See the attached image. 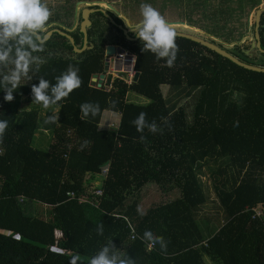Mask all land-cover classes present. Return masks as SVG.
I'll list each match as a JSON object with an SVG mask.
<instances>
[{
  "label": "trees",
  "instance_id": "16d2710c",
  "mask_svg": "<svg viewBox=\"0 0 264 264\" xmlns=\"http://www.w3.org/2000/svg\"><path fill=\"white\" fill-rule=\"evenodd\" d=\"M121 1L135 9L153 0H107L112 5ZM190 2L163 0V5H179L182 16L187 5L191 30L200 28L221 42L195 35L264 67V53L253 45L254 17L253 38L237 42L248 35V29H237L245 23L247 8L264 5V0ZM190 14L200 16L202 23ZM93 15L84 53L76 55L68 39L56 32L45 52L38 53L46 58L39 74L13 93L14 100L4 101L0 89V120L9 122L0 143V230L8 232L0 231V264H70L77 253L93 256L109 240L135 264H264V72L236 65L182 36H176L174 66L166 67L164 59L141 50L138 38L127 40L114 26L120 32L116 37L135 58L137 75L130 83L115 77L106 89L107 83L97 86L90 78L103 70L104 45L115 38L99 22L103 18L112 26L108 18L100 11ZM58 17L53 11L49 23ZM258 32L264 47V11ZM74 35L81 43L78 28ZM64 51L76 57L57 54ZM70 64L79 68L82 84L58 102V121L45 124L47 116L32 102L30 86L39 76L55 84ZM128 92L147 100H129ZM184 96L188 97L182 102ZM85 102L99 104L96 116L81 118L80 105ZM105 108L120 112L118 130L99 126ZM141 112L160 131L137 132L132 121ZM37 130L54 139L35 147ZM209 162L214 167L207 174V188L200 175ZM105 165L101 193L87 191L85 176L101 173ZM148 183L177 193L141 216L135 197ZM209 188L214 196L211 211L203 207ZM39 205L48 211L39 213ZM256 207L262 215L254 214ZM203 208L208 210L202 213ZM101 224L102 235L97 233ZM145 230L162 236L166 251L159 244L149 251V242L141 239Z\"/></svg>",
  "mask_w": 264,
  "mask_h": 264
},
{
  "label": "clouds",
  "instance_id": "9594fccd",
  "mask_svg": "<svg viewBox=\"0 0 264 264\" xmlns=\"http://www.w3.org/2000/svg\"><path fill=\"white\" fill-rule=\"evenodd\" d=\"M140 14L142 19L125 24L143 42L141 50L155 54L157 60L164 59L166 67H173L179 51L174 25L167 22L156 8L147 3L140 5ZM52 15L53 11L49 7V0H0V89L4 91V101L12 102L14 100L13 93L21 85L31 81L34 73L39 74L41 65L46 62V58L38 53L46 50L49 38V21ZM113 56L110 55L108 58L111 59ZM108 69H110L109 63ZM107 70L100 71L104 72L101 82L106 79L105 72ZM78 72L79 68L70 64L66 71L55 78V84H51L43 76H39L37 84H31L32 102L42 105L44 109L52 110L53 114L45 118V124L58 121L59 108L53 106L81 86L82 80ZM92 81L93 83L96 81L97 84V79ZM115 104L116 101H112L113 107ZM80 111L83 114L82 119L88 117L89 114L94 117L100 111L99 104L82 103ZM132 124L140 133H143L145 128L152 133L160 131L154 121L147 122L144 112H141L132 121ZM8 127L9 122L6 119L0 120V143H2ZM113 128L118 130V127ZM140 140L143 142L145 137L141 135ZM137 211L141 216L146 214L139 206ZM97 233L103 234L102 224L97 227ZM141 239L149 242V251L153 250L156 244L160 245L161 250L166 251L167 249L165 239L162 236L154 235L151 230H145ZM77 261L80 264H135L132 257L122 256L116 251L112 240H109L93 256L83 257L77 253L70 260V264H76Z\"/></svg>",
  "mask_w": 264,
  "mask_h": 264
},
{
  "label": "rangeland",
  "instance_id": "374dc122",
  "mask_svg": "<svg viewBox=\"0 0 264 264\" xmlns=\"http://www.w3.org/2000/svg\"><path fill=\"white\" fill-rule=\"evenodd\" d=\"M78 1H81L80 3H78ZM85 1V2H84ZM103 2H107V0H101ZM111 1H115V0H111ZM212 2V1H211ZM49 3L52 4L50 6H52L54 8V12H58V21H59V25L61 27H64L63 25L64 24H72L73 23V10L75 8H78V9H81L82 7L84 6H89L90 4H92L91 0H49ZM98 5L96 6H102L104 8V4L103 3H97ZM150 5H152L154 8H156L161 14L162 12H164V18L166 20H182V21H187V24H178V26H184L186 28H189L191 29L190 27V24L188 22V20L186 19V11L189 10V7H187V5H185V9H184V14L182 16L181 12H177L175 10H172V9H169V3L166 4V7L163 5V0H162V3L160 4V0H153L151 3H149ZM262 2L258 5H255L256 7L261 5ZM116 8H118V10H120L122 13L123 11L126 12L125 15H128L127 19H129L130 21L133 20L134 18H137V17H140V5L138 6V8H135V9H132V8H129L130 7V2L128 1H121L120 3H117L116 4ZM95 6V7H96ZM191 6V5H189ZM164 8V11H161V9ZM255 10L256 8L255 7H252L249 9L247 8L246 12L244 13L243 15V20L244 22L246 23L247 22V27L248 28H244L245 27V23L242 25V28H237V29H240V30H247L248 29V35L243 37L242 40L240 41H237V42H242L243 40L245 39H252L253 38V31H252V24H253V15L255 13ZM197 11V14L199 12V8L197 7L196 9ZM190 16H193L195 18H198V24L202 23L201 18L200 16H197V15H194V14H190ZM76 20H75V23L72 25V28L75 27L77 24H79V15L76 16ZM122 19V18H121ZM101 21V25L102 26H106V29L107 31H109V33L112 35L114 34V30L113 28L103 19L100 20ZM111 21V20H110ZM124 22H122L125 26V20H123ZM134 22V21H133ZM111 23H113L111 21ZM177 23V22H176ZM58 24V23H57ZM173 24V23H171ZM192 24V23H191ZM236 26H237V23H235ZM193 26L199 28L197 25H194L192 24ZM53 27H58V28H61L59 26H56V22H53V23H49V28H53ZM196 29V28H195ZM193 28L194 31H198V33H200L201 35L207 37V38H212L214 40H217L218 42H221V40L217 37H214L213 35L211 34H208L206 33L205 31L200 30L199 29H196L195 30ZM233 43L232 42H229V43H225L224 44H227V45H231ZM117 55H114L113 57H116ZM108 58V57H107ZM127 58V57H126ZM110 59V58H109ZM127 67L128 63L125 61L124 62ZM119 65V61H116L114 62V65L112 64L111 65V68L107 70V72H105V76H106V79L103 81V83H107L105 86L106 87H110V81L113 80V78L115 77V74L117 73L116 70L113 68V67H116ZM167 86L164 88V92L167 93ZM170 95V94H168ZM188 96H184L183 99H182V102H184L186 99H187ZM127 98L129 100H133V101H146L147 99L146 98H143L139 95H136L132 92H128L127 93ZM53 107H58V105H55ZM38 109H39V112L41 114H45L46 116L48 115H52L53 113H46L48 109H44L42 107V105H39L38 106ZM50 112H52L51 109H49ZM118 112V111H117ZM116 112V113H117ZM103 115V112L101 113ZM101 115V116H102ZM117 115V118L114 119H111L110 123H111V127H117V123H118V113L116 114ZM101 118V117H100ZM100 121V120H99ZM100 123V122H99ZM100 125V124H99ZM36 133L34 134V140H33V145L35 147H39V144H44V145H47L48 141L49 140H52L54 139V136L52 134H48V132H42L40 130H37L35 131ZM39 136V137H38ZM50 136V138H49ZM214 166L212 163H208V164H205V165H202V174L200 175V180L203 181L204 184L207 185V188H208V178H207V174L209 172L210 169H212ZM101 175V176H100ZM100 175H95V174H91L90 176H85V186H86V190L89 191V192H92L94 193L95 190H97L100 185H101V180L102 178L105 176V173L101 172ZM87 183H89L87 185ZM177 191L175 190H172L170 191L169 193H166L164 192L158 185H156L155 183H148L146 185H143L139 191L137 192L136 194V199H137V207L139 206L140 208H142L143 210H146L147 208H149L150 206L152 205H155V204H159L161 203L162 201L164 200H169L171 199L174 194H176ZM214 199V196L210 190V188L207 190V200L206 202L204 203V206L203 207H209V210L211 211L212 208L210 207L211 206V200ZM36 208L38 209L39 213H43V212H47L48 211V208L45 207V206H42V205H39V206H36ZM208 209L207 208H203L201 211L202 213L204 211H207Z\"/></svg>",
  "mask_w": 264,
  "mask_h": 264
},
{
  "label": "water",
  "instance_id": "95a60500",
  "mask_svg": "<svg viewBox=\"0 0 264 264\" xmlns=\"http://www.w3.org/2000/svg\"><path fill=\"white\" fill-rule=\"evenodd\" d=\"M93 3L97 4V3H103L106 7H109L111 8V5L108 4L107 2H103V1H92ZM80 3V2H78ZM95 11H101L105 14V16H107L109 18V20H111L113 23H115V21L113 20V18L105 11V9L102 8V6L99 8H88V7H84L82 9V18H83V21L81 22V31L83 32L84 34V46L85 47V44H86V29H85V26L86 25H90V20H89V15L90 13H93ZM262 11H264V5L263 3L261 5H259L258 7H256V10H255V13L253 15V17L255 18V29H254V32H255V38H256V41L253 42V45H257L258 46V49L259 51L263 52L264 53V47H261L260 45V35H259V32H258V26H259V20H260V15L262 13ZM166 20V19H165ZM167 22L169 23H176V22H180V20H166ZM119 27L123 30V33L125 35V37L127 39H131L127 34H126V31L125 29L119 25ZM175 29H176V33H177V36H182V37H185V38H188L190 39L191 41H194L202 46H205L207 47V49L209 50H212L213 52L219 54L220 56L222 57H225L227 58L228 60H230L231 62L235 63L236 65H240L244 68H248V69H251V70H255V71H260V72H264V67L262 66H257V65H254V64H251V63H248V62H245V61H242L238 58H236L235 56H233L232 54H230L229 52H227L223 46H220L218 44H215L203 37H200V36H197L195 35L196 31H193L189 28H186L184 26H178V25H174ZM53 32H58L59 34L67 37L72 43H73V39L70 35H68L67 33L57 29V30H49L48 32V37L50 36V34H52ZM192 32V33H190ZM137 36L135 35L134 38H136ZM227 45V44H225ZM73 49L75 51H79L77 49V47H73ZM120 53L121 51L119 49H115L114 46H108L107 47V51L106 53L108 54V56L114 54V53ZM108 68V60H105V63H104V71L107 70ZM137 75V72H135L134 74V78L136 77ZM104 76V72H100L99 74L97 72H93L92 75H91V80H95L97 79V85L100 86L101 85V81H102V78Z\"/></svg>",
  "mask_w": 264,
  "mask_h": 264
},
{
  "label": "flooded vegetation",
  "instance_id": "af4514ba",
  "mask_svg": "<svg viewBox=\"0 0 264 264\" xmlns=\"http://www.w3.org/2000/svg\"><path fill=\"white\" fill-rule=\"evenodd\" d=\"M92 1H100V0H91V2ZM78 2H81V1H78ZM85 2V1H84ZM108 3V2H107ZM120 3V2H119ZM81 4V3H80ZM108 4H110V3H108ZM96 5H98V4H95V3H93L92 2V4H90L89 6H84V7H88V8H98L99 6H96ZM111 5V8H109V7H106V6H104V8L103 9H105V11L113 18V20L115 21V23H111V21L109 20V18L107 17V16H105V14L103 13V12H101L106 18H108V20L110 21V23L112 24V28H113V30L115 31L114 32V34H112V36L115 38L114 39V41H109L108 43H106L105 45H104V57H103V69H104V63H105V60H108V63H109V58H107L108 57V54L106 53V51H107V47L108 46H114L115 47V49H119L121 52L120 53H124V54H126V57H129V56H133L132 54H130V53H128V51L126 50V47L124 46V44L122 43V42H120L119 40H118V38L116 37V36H120V32L119 31H117L115 28H114V26H116L117 28H119V29H121L120 27H119V25H121L124 29H125V31H126V34L129 36V34L128 33H130L131 31L128 29V27H127V25L125 24V26H124V24L122 23V22H124L123 20H125V22H136V21H138V20H140V19H142V16H140V17H137V18H134L133 20H129V19H127V17H128V15H125L126 14V12L125 11H123V13L120 11V10H118V8H116V4H114V5H112V4H110ZM96 6V7H95ZM84 7H82L81 9H78V8H75L73 11V17H74V19H73V23L72 24H64L63 26L64 27H61L60 25H59V21H56V26H59V27H61V28H58V27H53V28H49V30H57V29H59V30H61V31H63V32H65V33H67L68 35H70L71 37H72V39H73V43L67 38V37H65V38H67L68 39V41H69V43L72 45V49H73V47H77V49L78 50H80V52L79 51H75L74 49H73V51L76 53V55L77 54H81V53H84V51H86L87 50V47H88V42H89V35H88V28H89V26L91 25V23H92V21H94L95 20V16L93 15V16H91L92 14H94L95 12H98V11H95V12H93V13H90V15H89V20H90V25H86L85 26V29H86V44H85V47H83L84 46V34H83V32L81 31V22L83 21V18H82V14H81V12H82V9L84 8ZM101 7V6H100ZM99 7V8H100ZM77 15H79V24H77L75 27H73L72 28V25L75 23V20L77 19L76 18V16ZM122 18V19H121ZM101 19H103V18H100V20ZM104 20V19H103ZM100 22V24H101V21H99ZM133 22V23H134ZM58 23V24H57ZM79 29V31L82 33V42L81 43H79L80 44V46H79V44H77L76 43V38H75V35H74V33H75V30L76 29ZM121 33L124 35V33H123V30L121 29ZM56 32H53L52 34H50V36H49V38L50 37H52L54 34H55ZM125 36V35H124ZM131 39H127L126 37V39L127 40H133V39H136V38H134L135 37V34H134V36H129ZM48 38V39H49ZM58 55H60L62 58H64V59H67V57L68 56H72L73 54H71L69 51H64L63 53H57ZM76 55H73V57H76ZM112 55H116V52L114 53V54H112ZM117 61V60H116ZM119 65H120V61H119ZM104 71V70H103ZM99 74V73H98ZM92 81V80H91ZM102 83L103 82H101V85H102ZM100 85V86H101Z\"/></svg>",
  "mask_w": 264,
  "mask_h": 264
},
{
  "label": "built area",
  "instance_id": "2783aa9c",
  "mask_svg": "<svg viewBox=\"0 0 264 264\" xmlns=\"http://www.w3.org/2000/svg\"><path fill=\"white\" fill-rule=\"evenodd\" d=\"M123 55H126V54L119 53V54H117L116 57H112L111 59H109L110 60L109 61V68H111L112 64L114 65V62H116V60L120 61V65H118L116 67H113L116 70V72H117L115 74V77H122L123 80L126 83H130V81L132 80V76L135 73V69L133 67L134 57L133 56H129L127 58L126 57H121ZM125 61L128 63L127 67L125 66L126 65L124 63ZM94 84H96V81H94ZM110 85H111V82H110ZM106 89H108V87H106ZM102 170L106 174V170H107L106 166H104ZM95 193L96 194H100L101 193V189L98 188L97 190H95ZM70 194L73 196L72 192ZM79 200H84V198L80 197ZM254 209H255L254 214H256L258 216L263 214L262 209H259L257 207L254 208ZM130 227H131L130 237L133 238L134 234H135V230H134V227H133L132 224H130ZM0 231L2 232L3 230H0ZM3 232L4 233H8V232H5V231H3Z\"/></svg>",
  "mask_w": 264,
  "mask_h": 264
},
{
  "label": "crops",
  "instance_id": "0c3cea01",
  "mask_svg": "<svg viewBox=\"0 0 264 264\" xmlns=\"http://www.w3.org/2000/svg\"><path fill=\"white\" fill-rule=\"evenodd\" d=\"M191 0H184V3H186V4H188V2L189 3H191L190 2ZM171 5L169 6V9H172V10H175V11H177V12H181V8H180V6L179 5H176L177 4V2H176V4H174V3H170ZM252 7H255L256 8V6L255 5H253ZM252 7H250V8H252ZM185 8H183V10H184ZM186 16V15H185ZM178 24H187V21H182V20H180V22H177V23H173V25H178ZM190 24V23H189ZM190 27H191V25H190ZM102 112H103V115L102 116H100L101 118H100V127H105V128H109V127H111V123H110V121H111V119H114L115 120V118H117V113L119 114L118 115V122H119V118H120V112L118 111L117 112V110H111V109H107V108H105V109H103L102 110ZM101 112V113H102ZM117 112V113H116ZM117 125H118V123H117ZM101 173H97V175H100ZM96 175V174H95ZM88 176H90V175H88ZM101 176V175H100Z\"/></svg>",
  "mask_w": 264,
  "mask_h": 264
},
{
  "label": "bare ground",
  "instance_id": "6f19581e",
  "mask_svg": "<svg viewBox=\"0 0 264 264\" xmlns=\"http://www.w3.org/2000/svg\"><path fill=\"white\" fill-rule=\"evenodd\" d=\"M126 55H123V56H121V57H125Z\"/></svg>",
  "mask_w": 264,
  "mask_h": 264
}]
</instances>
